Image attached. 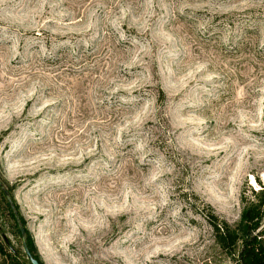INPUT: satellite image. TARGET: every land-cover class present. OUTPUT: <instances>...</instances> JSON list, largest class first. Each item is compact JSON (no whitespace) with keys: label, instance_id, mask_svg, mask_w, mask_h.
<instances>
[{"label":"rangeland","instance_id":"obj_1","mask_svg":"<svg viewBox=\"0 0 264 264\" xmlns=\"http://www.w3.org/2000/svg\"><path fill=\"white\" fill-rule=\"evenodd\" d=\"M257 179L264 0H0V183L43 264H234L208 216Z\"/></svg>","mask_w":264,"mask_h":264},{"label":"trees","instance_id":"obj_2","mask_svg":"<svg viewBox=\"0 0 264 264\" xmlns=\"http://www.w3.org/2000/svg\"><path fill=\"white\" fill-rule=\"evenodd\" d=\"M257 183L259 187H250L249 194L245 190L241 192L242 208L239 220L235 224H230L227 220L219 217L215 213L208 216V223L213 232L214 243L226 257L234 261V264H264V184L258 179ZM2 185L0 183V195L3 198L8 214L14 220L16 228L21 235L19 225L5 196ZM6 189L10 194V189ZM12 201L17 209L18 207L13 199ZM18 215L24 226V221L19 212ZM25 232V244L33 257L38 260L39 264H43L36 253L35 245L26 229ZM2 238L4 242H7L5 236H2ZM0 255L2 264H21L17 261V256L14 251L13 254H6L1 245ZM23 264H27V261H23ZM28 264H31L30 261H28Z\"/></svg>","mask_w":264,"mask_h":264},{"label":"water","instance_id":"obj_3","mask_svg":"<svg viewBox=\"0 0 264 264\" xmlns=\"http://www.w3.org/2000/svg\"><path fill=\"white\" fill-rule=\"evenodd\" d=\"M2 187H3V191L5 193V196L7 197L8 203H9V205H10V207H11V209H12L14 215H15L16 221H17V223L19 225V229L21 231V235L24 238L25 237V231H24V228H23V224H22V222L19 219L18 211H17V209L14 206V203H13L11 197H10L9 192L7 191V189L3 185H2ZM23 249H24V252L26 254L27 259L30 261L31 264H39L38 260L35 257H33L32 253L28 249V247L25 244V242H23Z\"/></svg>","mask_w":264,"mask_h":264}]
</instances>
